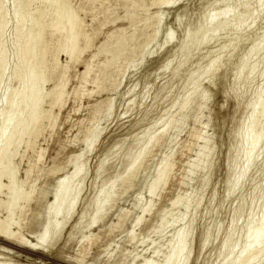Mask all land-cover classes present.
I'll list each match as a JSON object with an SVG mask.
<instances>
[{
  "label": "rangeland",
  "instance_id": "obj_1",
  "mask_svg": "<svg viewBox=\"0 0 264 264\" xmlns=\"http://www.w3.org/2000/svg\"><path fill=\"white\" fill-rule=\"evenodd\" d=\"M2 1L8 13L0 20L9 23L0 33L8 55L6 76L0 86V109L8 92L20 86L19 80L12 78L20 60L17 57H21L16 52L15 14L23 12L30 4L33 10L42 0ZM60 1L71 5L85 22L82 35L90 36L87 37L90 47L80 39L82 51L70 60L65 52L55 48L50 30L45 31L46 73L52 75L45 90L61 81L60 76L66 70V94L61 108L55 106L50 114H45L36 145L30 149L21 143L14 158L19 166V179L25 181L24 190L35 186V191L23 212L16 210L14 217L20 222V228L16 224L13 228L32 240L48 218L58 178L72 172L76 166H80L79 173L85 169L87 177L82 172L79 174L82 180L78 175L74 182L66 184L69 190L84 181V189L75 198L77 205L72 220L49 252L33 251L0 238V263L73 264L84 240L82 234L91 231L92 247L85 255L87 264H143V258L148 257H153L154 264H164L170 262L177 241L181 242V261L189 260L190 264H227L231 258H235L234 263L231 261L235 264L249 252L251 257L245 264H264V230L257 232L259 226H264V0H177L163 7L153 6V0H134L138 6L131 0L134 7L127 0ZM224 9L230 11L228 18L219 16ZM131 11L133 19H130ZM158 15H161L160 20ZM26 21L27 27L30 18ZM136 26L140 32L132 43L137 47L134 55L133 50L126 51L114 61L108 69L109 81H103L100 88L88 84L82 89L87 64L95 69L90 71L91 79L98 77L105 62L112 59L113 52L108 51L124 33L121 30L127 29L125 33L129 34ZM151 34L156 38L140 52L139 45L153 37ZM167 38L171 40L168 43ZM90 93L92 95H87ZM48 98L42 105L51 110L50 96ZM185 103L186 108L179 110ZM97 108L102 110L101 116L96 115ZM253 115L261 117V137L255 149L248 151L253 143ZM12 123L13 115L8 113L0 124V134ZM246 127L250 128L248 132ZM91 131L98 139L87 136ZM166 131L157 143H149V137ZM91 144L90 151L85 149ZM138 151L143 157H139ZM166 162L172 164L170 174L152 195L150 188ZM29 166L33 171L28 178ZM83 175L87 179L83 177L84 180ZM107 186L113 193L105 190ZM102 187L108 197L105 193L98 195ZM5 195H0V199L8 200ZM63 195L69 202L70 197L66 196L70 194ZM178 197L181 203L173 206L172 202ZM104 202L110 204L105 206ZM101 208L105 216L96 227L88 229L85 223ZM83 212L86 218L81 226L74 228ZM6 215V205L1 203L0 219ZM139 216L142 219L137 225ZM164 220L168 223L162 227ZM252 233L254 236H250ZM226 250L231 253L226 254Z\"/></svg>",
  "mask_w": 264,
  "mask_h": 264
},
{
  "label": "bare ground",
  "instance_id": "obj_2",
  "mask_svg": "<svg viewBox=\"0 0 264 264\" xmlns=\"http://www.w3.org/2000/svg\"><path fill=\"white\" fill-rule=\"evenodd\" d=\"M16 1V0H14ZM26 2H30V1H34V0H24ZM64 1V0H63ZM66 1V0H65ZM92 1V0H91ZM96 1V0H95ZM129 3L134 2L131 0H127ZM124 1V2H127ZM131 1V2H130ZM145 1V0H144ZM39 2V1H38ZM89 2V1H88ZM94 2V1H93ZM92 2V3H93ZM99 2V1H98ZM96 2V3H98ZM127 2V3H128ZM152 2V0H151ZM177 0H153V6L157 5V7H160L162 5H168L170 6V4H174L176 3ZM15 3V2H14ZM13 3V4H14ZM21 3V2H19ZM18 3V4H19ZM37 3V1L35 2ZM109 3V1H108ZM136 3V2H134ZM251 3V2H250ZM4 1L0 0V19L2 16H6L8 13V10L5 8L4 5ZM25 4V3H24ZM29 4V3H28ZM69 4V3H68ZM119 4V3H118ZM133 4V3H131ZM137 4V3H136ZM151 4V5H152ZM264 4V3H263ZM16 8V3L14 4ZM22 5V3H21ZM26 5V4H25ZM31 5V4H30ZM29 5V7H25L27 9H23V12H17L15 14V39H16V52L17 55H21V57H17L20 60H18L17 64L14 67L13 70V75L12 78L19 80L20 86L17 88H13L11 89L6 98H5V103H4V107H2V109H0V124L4 123L5 118L7 116L8 113H11L13 115V123L11 124V126L6 130L5 133L0 134V195H7L8 200L4 201L2 199H0V207H1V203H4L6 205L7 208V215L4 219H0V238L10 242L14 245L17 246H22V247H26L29 248L30 250H39V251H43V252H47L49 248H51L53 246V244L57 241V239L59 238L60 234L62 233V231L64 230V228L66 227L67 224H69L68 222L70 221V219L72 220V217L74 215V209L77 205V201L75 200L76 197H79L78 195L81 194L82 189L83 188V182L81 181V176L79 174H84V171L87 172L85 169L84 171H82V167L84 166V164L82 165V169L79 173V167L80 166H76L75 169H73L72 172H67L64 176L62 175L60 178H58L57 181V186H56V190L54 192L53 195V200L49 203L50 206L48 207V209L50 210L49 213L47 214L48 218L45 222V225L43 226L42 230L39 231L37 234L33 235V239H29L27 238L25 235H23L19 230H15V228H13L14 224L17 225V227H19L20 222L15 221V212L17 209H19L20 213L23 212L24 208H25V204L30 202V200H32L31 198L33 193H34V188L31 187L29 191L24 190L23 186L25 181H22V179L20 180L19 176V166L17 165V163L14 162V158L15 156H17L16 154H18V148L20 146L21 143H24L26 145V148H32L33 145L36 142L37 137L40 134V130L41 127L43 125V120L46 117V113L49 112V114L52 111V108H54L55 106H59L61 108V105L63 103L65 94H66V89L65 86L67 84H65L64 81V77H65V72L63 73V75H61L60 77L62 78L61 81L58 80V83L55 84V86L50 89V90H45V84L48 83L51 80V76L48 73H46L47 70V55H48V45L45 42V31L48 29L50 30V37L51 40H54L53 42L55 43V48H57L60 51H63L66 53L67 57L71 60H74L76 57H78L82 51V49L79 46V41L80 39L85 42V44L90 43V39H89V43H88V38H90V36L87 38L86 35H82V27L83 22L82 19L79 17V14H77V12L75 11V9H73V7L70 5L68 6L65 3L61 2L60 0H42L38 5H36V7L33 8V10L30 8L31 6ZM100 5V4H99ZM117 5V4H116ZM127 5V4H126ZM135 4H133L132 6L134 7ZM147 7V4H144ZM27 6V5H26ZM113 6V5H111ZM138 6V4H137ZM150 6V5H149ZM148 6V8H149ZM108 7V6H107ZM132 7V8H133ZM143 7V6H142ZM141 7V8H142ZM163 7V6H162ZM161 7V8H162ZM251 7V6H250ZM23 8V7H22ZM21 8V9H22ZM131 8V7H130ZM137 8V7H136ZM145 8V7H144ZM156 8V7H155ZM263 8V7H262ZM18 9V8H17ZM20 9V11H21ZM31 9V10H30ZM85 9V8H84ZM99 9V8H98ZM146 9V8H145ZM112 10V9H111ZM163 10V9H162ZM109 11V10H108ZM126 11V10H125ZM161 11V10H160ZM127 12V11H126ZM125 12V13H126ZM131 11L130 13V19H133V15H132ZM254 12V11H253ZM108 13V12H107ZM162 13V12H161ZM95 14V11L93 13V15ZM127 14V13H126ZM253 14V13H252ZM102 15V14H101ZM128 15V14H127ZM126 15V16H127ZM135 15V13H134ZM230 15V11L227 9L222 10L219 13V16L222 18H228V16ZM106 16V15H105ZM110 16V15H109ZM126 16H122V17H126ZM161 16V15H160ZM160 16L158 15V19L160 20ZM27 17L30 18V23L29 25L26 27L24 22L27 20ZM99 17V16H98ZM113 17V16H112ZM128 17V16H127ZM133 17V18H132ZM104 18V16H103ZM118 19V18H117ZM128 19V18H127ZM163 19V18H162ZM208 19V18H207ZM249 19V18H248ZM8 20V19H7ZM93 20V19H92ZM151 20V19H150ZM158 20V21H159ZM27 22V21H26ZM123 22V21H122ZM128 22V21H127ZM9 22L0 20V33L5 29V27L8 25ZM13 23V22H12ZM28 23V22H27ZM85 23V22H84ZM93 23V22H92ZM148 20L146 22V26H147ZM161 23V22H160ZM225 23V22H224ZM105 24V23H104ZM102 24V25H104ZM132 24V23H131ZM151 24V21H150ZM149 24V25H150ZM159 24V23H158ZM157 24V25H158ZM222 24V22H221ZM226 24V23H225ZM145 25V24H144ZM207 25V24H206ZM13 26V25H12ZM133 26V25H132ZM140 26V25H139ZM211 26V25H210ZM205 27V26H204ZM223 27V26H222ZM86 28V27H85ZM105 28V27H104ZM134 28V27H133ZM132 28V32H130L129 34H126V30L127 29H123L121 30L122 34H120L117 38V40L115 42L112 43V47H110V50L108 52H113L112 55V59L108 60L107 62H105L104 67L102 68V71H100V75L98 77H95L93 79H91L90 71H93L95 69L91 68V66L89 64H87L86 66V70L84 72V80L81 82V87L82 89L86 88L85 86H88V84H93L94 86H96L97 88L101 87V84L106 83V80L109 81L108 78H110L109 76V68H111V66L114 65V61H117L118 58H120V56H122L123 54H126V51H131L132 55H134V50H136L135 46H132V43L134 42V40L137 39V36L140 32V28L138 29V27L136 26V28L133 30ZM208 28V27H207ZM7 29V27H6ZM84 29V28H83ZM89 29V28H88ZM131 30V28H130ZM211 30V29H210ZM117 31V30H116ZM143 31V30H142ZM141 31V32H142ZM214 31V30H213ZM120 32V31H119ZM127 32V33H128ZM144 32V31H143ZM118 33V32H116ZM142 35L145 33H141ZM158 34V33H157ZM205 34V33H204ZM2 35H4L2 33ZM88 35V34H87ZM152 35V34H151ZM156 35V34H155ZM12 36V35H11ZM82 36V37H81ZM153 37H149L147 38V40L144 41L143 44H140V48H142V50H140V52H142L144 50V48L147 46H149V43L151 41H153L154 35H152ZM141 37V36H140ZM0 38H2L0 36ZM169 38V37H168ZM167 38V43L170 42L171 40ZM206 38V37H205ZM264 38V37H263ZM14 39V38H13ZM3 40V38H2ZM92 41V39H91ZM165 41V43H166ZM200 41V40H199ZM4 42V40H3ZM3 42L0 40V86L1 83L3 82L4 77L6 76L5 72L7 71L6 66H8L7 63V52H6V47L4 48L5 42L3 44ZM83 42V43H84ZM140 42V41H139ZM193 42V41H192ZM202 42V41H201ZM14 43V42H13ZM81 43V42H80ZM152 43V42H151ZM198 43V42H197ZM260 44V43H259ZM90 47V46H88ZM50 48V46H49ZM54 48V47H53ZM113 48V49H112ZM86 49V48H85ZM112 49V50H111ZM50 50V49H49ZM106 50V49H105ZM116 50V51H114ZM12 51V50H11ZM139 51V50H138ZM227 51V50H226ZM59 51H57L54 55V57H57ZM259 53V52H258ZM82 56V55H81ZM94 57V56H93ZM108 58V57H107ZM58 59V58H57ZM261 59V58H260ZM220 61V60H219ZM170 62V61H169ZM252 62V61H251ZM116 63V62H115ZM217 63V62H216ZM22 64V65H21ZM166 64V63H165ZM170 64V63H169ZM93 65V64H91ZM127 65V63H126ZM247 66V65H246ZM54 67V65H53ZM167 67V66H166ZM118 68V67H117ZM69 69V68H68ZM67 69V70H68ZM93 69V70H92ZM180 69V68H179ZM24 70H27L26 73H23ZM120 70V69H119ZM123 70V69H122ZM114 71V70H113ZM112 71V72H113ZM168 71V70H167ZM54 72V70H53ZM123 72V71H121ZM114 73V72H113ZM174 73V72H173ZM252 73V72H251ZM111 74V73H110ZM88 75V76H87ZM112 75V74H111ZM122 75V74H121ZM116 76V74H115ZM126 76V75H125ZM90 77V79L88 78ZM67 78V77H65ZM113 79V78H112ZM116 79V78H115ZM107 81V82H108ZM111 81V80H110ZM112 82V81H111ZM68 83V82H67ZM110 83V82H108ZM9 84V83H8ZM114 84V83H113ZM106 85V84H105ZM115 85V84H114ZM79 86V87H80ZM117 86V84H116ZM6 87V86H5ZM80 87V88H81ZM108 87V86H107ZM119 88V87H118ZM9 89V88H8ZM103 90V89H102ZM131 90V89H130ZM77 92V91H76ZM97 92V91H96ZM79 93V90H78ZM68 94V93H67ZM84 94V93H83ZM87 95H92L87 94ZM50 96V108L51 110H46L42 104H44V100H46V98H48ZM76 96H80V95H76ZM83 96V95H82ZM185 98V97H184ZM191 98V97H190ZM49 99V98H48ZM262 100V99H261ZM264 100V99H263ZM262 100V101H263ZM110 101V100H109ZM108 102V101H107ZM187 103V102H186ZM184 104L179 110L185 109L187 104ZM259 104H262L263 102H258ZM101 104V103H100ZM110 104V103H108ZM256 104V103H255ZM250 106V105H249ZM257 106V105H256ZM46 107V106H45ZM82 107V106H81ZM111 107V106H110ZM260 107V105H259ZM107 108V107H106ZM109 109V108H108ZM175 109V108H174ZM107 110V109H106ZM264 110V108L262 109ZM109 111V110H108ZM260 112V110H258ZM102 110L99 108L96 109V115L97 113H101ZM183 112V111H181ZM264 112V111H262ZM261 112V113H262ZM167 113V112H166ZM260 113V114H261ZM95 115V114H94ZM263 115V114H262ZM261 115V116H262ZM3 116V117H2ZM101 116V114H100ZM106 116V115H105ZM177 116V115H176ZM3 119H2V118ZM97 117V116H96ZM252 117H255L254 115ZM98 118V117H97ZM174 118V115H173ZM260 118L258 115H256L255 118L253 119V123L252 128H251V134H252V138L251 139L253 141V143L249 140V142H251V146L250 149L248 151H253L255 149V146L258 144L259 140H260V128H259V121ZM94 119V118H93ZM92 119V120H93ZM51 120V119H50ZM95 120V119H94ZM97 120V119H96ZM48 121V120H47ZM98 121V120H97ZM171 121V119H170ZM169 121V122H170ZM92 122V121H91ZM174 123V120L172 119L171 123ZM252 122V121H251ZM250 122V123H251ZM51 123V121H50ZM9 124V123H8ZM92 124V123H91ZM166 124V123H165ZM168 127H170L171 125L169 123H167ZM170 125V126H169ZM250 125V124H249ZM247 125V126H249ZM50 126V125H49ZM57 126V125H56ZM93 126V125H92ZM156 126V125H155ZM1 127V126H0ZM250 127V126H249ZM248 127V128H249ZM49 128V127H48ZM167 128V126H166ZM247 128V127H246ZM245 129L246 131L249 129ZM92 129V128H91ZM165 129V128H164ZM163 129V130H164ZM1 130V128H0ZM242 130V129H241ZM263 131V129H261ZM155 131V130H154ZM168 131V129H167ZM166 132H161L159 134L156 133L155 136H151L152 138L149 137V139H151L149 141V143H157L159 141V139L167 133ZM160 132V131H159ZM245 132V131H244ZM248 132V131H247ZM250 132V131H249ZM246 133V132H245ZM98 134V133H97ZM90 135L94 136V134L89 133L87 136L90 137ZM99 135V134H98ZM97 136V135H96ZM96 136H94L93 138H96ZM100 136V135H99ZM98 136V137H99ZM245 136V134H244ZM247 136V135H246ZM199 137V136H198ZM196 137V139L198 138ZM251 138V136H249ZM88 138V137H87ZM200 138V137H199ZM245 138V137H244ZM86 139V138H85ZM98 139V138H96ZM94 139V140H96ZM246 139V138H245ZM244 139V140H245ZM89 140V138H88ZM92 140V141H94ZM209 141V140H208ZM246 141V140H245ZM98 142V141H97ZM116 142V141H115ZM87 143V142H86ZM118 143V142H117ZM146 143V142H145ZM149 143H147L148 145H150ZM205 143V142H204ZM89 144V143H88ZM36 145V144H35ZM148 145L146 147H148ZM247 145V144H246ZM89 146V145H88ZM92 144L90 145V147H86L85 149H88V151H90ZM21 147V146H20ZM204 147V146H203ZM264 147V146H263ZM30 148V149H31ZM29 149V150H30ZM143 150V149H142ZM145 150V149H144ZM27 151V150H26ZM87 151V150H86ZM41 152V151H40ZM139 152V151H138ZM137 152V153H138ZM145 152V151H143ZM208 153V150L206 151ZM246 152V150H245ZM136 153V154H137ZM201 153V152H200ZM203 153H205L203 151ZM111 154V153H110ZM141 152H139V157ZM198 154V153H197ZM249 154V152H248ZM134 155V154H133ZM199 155V154H198ZM201 155H205L202 154ZM207 155V154H206ZM40 156V154H39ZM200 156V155H199ZM41 157V156H40ZM78 157V156H77ZM76 157V158H77ZM137 157V158H139ZM143 157V156H141ZM201 157V156H200ZM199 157V158H200ZM206 157V156H205ZM248 157V156H247ZM17 158V157H16ZM39 158V157H38ZM81 158V157H79ZM128 158V157H127ZM133 158H136L135 156H133ZM198 158V159H199ZM142 159V158H141ZM168 159V158H167ZM249 159V158H248ZM200 160V159H199ZM248 161V160H247ZM132 162V161H131ZM245 162V161H244ZM133 163V162H132ZM131 163V166H132ZM140 163V162H138ZM19 164V163H18ZM80 164V163H79ZM103 164V163H101ZM77 165V164H75ZM74 165V167H75ZM81 165V164H80ZM244 166V164H243ZM247 166V164H246ZM136 167V166H135ZM85 168V167H84ZM130 168V167H129ZM133 168V167H132ZM172 168V164L170 162H166L162 165V167L159 170L158 173V177L155 180V182L152 184L151 188H150V193L153 195L156 190V187L159 183L161 182H165V180H167L166 178L168 177V174H170ZM246 168V167H245ZM244 168V170H245ZM248 168V167H247ZM131 169V168H130ZM101 170V169H100ZM132 170V169H131ZM134 170V168H133ZM243 170V169H241ZM33 171V168L29 166V169H27L26 171V176L29 178V176L31 175V172ZM247 171V170H246ZM129 172V170H128ZM246 173V172H245ZM87 174V173H86ZM84 174V175H86ZM243 174V173H242ZM78 180L81 181V184H79L77 182L76 187H72L69 190L65 187L66 184L72 183L75 181L74 177L77 176L79 177ZM82 176V178H86L85 176ZM118 175V173H117ZM121 175V174H120ZM128 175V174H127ZM76 177V178H77ZM124 177V176H123ZM241 177H243L241 175ZM83 178V179H84ZM116 178V176H115ZM119 178V177H118ZM87 179V178H86ZM74 180V181H72ZM85 180V179H84ZM118 180V179H117ZM240 180V179H239ZM71 181V182H70ZM114 181V179L112 180ZM75 182V183H76ZM116 182V180L114 181ZM237 182V181H235ZM230 183V182H229ZM114 184V183H113ZM116 184V183H115ZM233 184V183H232ZM69 185H73V184H69ZM236 185V183H235ZM32 186V185H31ZM75 186V185H74ZM115 186V185H113ZM232 186V185H231ZM65 189V192L62 190ZM68 187V186H67ZM116 187V186H115ZM112 188V187H111ZM114 188V187H113ZM104 187L101 188V190L99 191L98 195H102L103 193H105L103 191ZM109 187L107 186V189L105 187V190H108ZM68 190V191H66ZM110 190V189H109ZM112 192V190H110ZM70 194V196H66L68 199H70L69 202H67L65 199V196L63 195L66 194ZM64 198H62L61 196ZM109 193V192H108ZM113 193V192H112ZM110 194V193H109ZM5 195V196H6ZM107 194L105 193V196ZM113 195V194H112ZM104 196V195H103ZM102 196V197H103ZM179 196V195H178ZM97 197V196H96ZM100 196V198H102ZM108 197V196H106ZM112 197V196H111ZM105 198V197H104ZM110 198V197H109ZM77 199V198H76ZM97 199V198H96ZM95 200V199H94ZM109 200V199H108ZM107 200V201H108ZM182 199H180L179 197L177 199H175L172 202V205L175 206L177 204H179V202ZM64 201H66L67 203H65ZM109 202V201H108ZM151 201H149L150 203ZM31 203V202H30ZM102 203V202H101ZM148 203V206H149ZM181 203V202H180ZM198 203V202H197ZM196 203V204H197ZM66 204V206H65ZM98 203H96L95 205H97ZM100 204V203H99ZM105 206L109 205V204H105V202L103 203ZM171 205V204H170ZM172 206V207H173ZM65 209V213H62L64 208ZM98 209V205L95 206ZM101 207V206H100ZM61 209L58 210L60 212V214H58L59 212L57 211V209ZM94 208V207H93ZM52 209H56L55 211ZM6 210V209H5ZM146 210V209H145ZM144 210V211H145ZM18 211V210H17ZM53 211V212H52ZM56 212H58L56 214ZM62 213V215H61ZM89 213V212H88ZM167 213V212H166ZM85 213L83 212L79 219L77 220V222L74 224L75 226H73L74 228L79 227L80 224H82V220H84L83 218L85 217ZM105 216L104 211L101 209H99L97 211V213H93V215L89 218H91L89 220L86 227L88 229H91L93 226H95L100 220L103 219V217ZM166 216V215H165ZM1 217V216H0ZM20 217V216H19ZM197 217V216H196ZM2 218V217H1ZM86 218V217H85ZM235 220L236 217H233ZM141 217L139 216L138 220H137V225L140 223L141 221ZM197 219V218H196ZM22 220V219H21ZM168 222H165V220L163 221V223H161V226H166ZM234 223V221H233ZM250 223V222H249ZM84 224V225H85ZM83 225V226H84ZM81 226V225H80ZM97 226V225H96ZM95 226V227H96ZM20 228V227H19ZM18 228V229H19ZM86 228V229H87ZM233 228V227H232ZM186 229V228H185ZM190 229V228H189ZM188 229V230H189ZM241 229V228H240ZM73 230V229H72ZM85 230V229H84ZM182 230V229H181ZM247 230V229H246ZM264 230V226L261 225L259 226V229L257 230V232H262ZM244 231V230H243ZM89 232V231H88ZM91 232V231H90ZM86 233V234H82L83 235V243H81V248H80V252H79V256L76 257V259H71V261H73L75 264H87V262H85V255L88 254V251L90 249V247H92V242H91V233ZM180 232V231H179ZM185 232V231H184ZM176 233V232H175ZM72 231L70 232V237L72 236ZM184 234V233H183ZM182 234V235H183ZM192 234V232H191ZM239 234V233H238ZM245 234H248V232ZM255 233H252L250 236H254ZM208 235V234H207ZM74 237V236H73ZM175 237V236H174ZM173 237V239H174ZM135 236H132V239H134ZM172 239V238H171ZM208 239V238H207ZM178 240V239H177ZM176 240V241H177ZM182 240V239H181ZM59 241V240H58ZM169 242L172 243V240H170ZM191 242V240H190ZM86 243V244H84ZM175 243V242H174ZM224 243V242H223ZM222 243V245H223ZM227 243V242H226ZM249 243V242H248ZM58 244V243H57ZM177 246L172 248V251L174 249V253L173 255H171V253H169L171 255L170 257V262H168L167 264H190L189 260L187 261H181V242H176ZM169 245V243L167 244ZM171 245V244H170ZM175 245V244H174ZM173 245V246H174ZM221 245V246H222ZM232 245V244H231ZM239 245V244H238ZM234 245H232L231 247H233ZM191 247V246H190ZM224 247V246H222ZM235 247V246H234ZM193 248V247H192ZM225 248V247H224ZM230 248V247H229ZM228 247L227 249L230 250ZM240 248V247H239ZM153 249V248H152ZM168 249V248H167ZM190 248H188L189 250ZM235 249V248H234ZM155 250V249H154ZM158 250V249H156ZM164 250V249H163ZM222 250V248L220 249ZM225 250V249H223ZM226 250V254L231 253V251ZM242 250V248H241ZM169 251V250H168ZM171 251V250H170ZM239 251V250H238ZM237 251V254H239ZM257 251V250H256ZM254 251V252H256ZM49 252V251H48ZM161 252V251H160ZM249 252V251H248ZM55 253V252H54ZM90 253V252H89ZM159 253V252H158ZM233 253V252H232ZM83 254V255H82ZM155 254V253H154ZM153 254V255H154ZM187 254V252H186ZM192 254V250L189 252V256ZM225 254V255H226ZM1 255V254H0ZM159 255V254H158ZM224 255V256H225ZM152 256V255H151ZM150 256V257H151ZM186 257V255H183V257ZM237 256V255H236ZM235 257V256H234ZM251 257V253H246L244 254L241 259L235 263V264H245L246 261ZM68 258V257H66ZM153 258V257H151ZM151 258H143V264H151L154 260H152ZM156 258V257H155ZM154 258V259H155ZM189 258V257H188ZM225 258H227V255L225 256ZM70 259V258H69ZM68 259V260H69ZM222 263L224 261V258H222ZM232 259L235 258H231V261L233 262ZM168 260V258H167ZM186 260V259H185ZM226 260V259H225ZM63 261V260H62ZM69 261V262H71ZM135 261V259L133 260ZM164 261V262H165ZM230 261V263L226 262L227 264H232V262ZM256 260H254L255 262ZM166 262L164 264H166ZM73 263V264H74ZM161 263V262H160ZM234 263V262H233ZM1 264V263H0ZM2 264H8L7 261L3 262ZM72 264V263H71ZM154 264V262H153ZM162 264V263H161Z\"/></svg>",
  "mask_w": 264,
  "mask_h": 264
}]
</instances>
